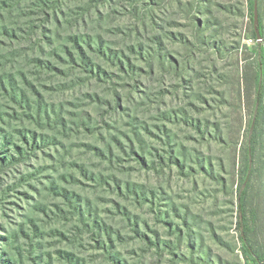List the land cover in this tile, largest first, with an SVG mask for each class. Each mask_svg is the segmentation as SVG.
Returning <instances> with one entry per match:
<instances>
[{
  "label": "rangeland",
  "instance_id": "1",
  "mask_svg": "<svg viewBox=\"0 0 264 264\" xmlns=\"http://www.w3.org/2000/svg\"><path fill=\"white\" fill-rule=\"evenodd\" d=\"M253 19L252 0H0V264H244L247 163L264 255Z\"/></svg>",
  "mask_w": 264,
  "mask_h": 264
},
{
  "label": "trees",
  "instance_id": "2",
  "mask_svg": "<svg viewBox=\"0 0 264 264\" xmlns=\"http://www.w3.org/2000/svg\"><path fill=\"white\" fill-rule=\"evenodd\" d=\"M253 2V10H254V3L256 4V0H252ZM259 17H260V31L262 33V35H264V25H263V21H264V18H263V14L261 12V9L259 11ZM255 35V38H256V34L254 33ZM258 48L257 49H260L261 45L257 46ZM262 49V47H261ZM260 49V50H261ZM259 50V51H260ZM259 53V52H258ZM262 79H264V77L259 74V82L262 81ZM1 130H0V155H3L4 152L3 151V146H7V145H10V141H11V137L10 136H1ZM24 138V141L26 142V144H29V139L23 135L22 136ZM32 144L33 146L32 147H37V141L35 139L32 140ZM30 147V149L32 148ZM29 149V150H30ZM34 150V149H33ZM16 154H18L19 156H24L25 154L23 153V150L19 147L16 148ZM3 163H15L17 162V158L13 157V156H6L4 158H1L0 159ZM243 176L241 178V185H240V188L241 189H244L245 193L243 192V194H241L240 196V199H239V205H238V208H239V226L240 228L242 229V236H241V239L242 241L244 242V254H245V257L246 259L249 261V262H253L254 264H263L264 262V255H258V254H255L252 250V248L249 246L250 245V240H249V235L250 233L253 231V229L251 228V226L249 225L248 223V217H247V200L245 198L246 196V193L248 192V189H249V186H250V164L247 163V166H245V169L244 171L242 172ZM251 218L252 220L254 221L255 218H256V214H255V211L254 210H251ZM71 260H73V258L70 256ZM8 262H5L3 261L1 264H6Z\"/></svg>",
  "mask_w": 264,
  "mask_h": 264
},
{
  "label": "water",
  "instance_id": "3",
  "mask_svg": "<svg viewBox=\"0 0 264 264\" xmlns=\"http://www.w3.org/2000/svg\"><path fill=\"white\" fill-rule=\"evenodd\" d=\"M254 27H255V34H256V38L258 40L259 43L262 42V38L260 35V30H259V12H258V6H257V2L254 6Z\"/></svg>",
  "mask_w": 264,
  "mask_h": 264
},
{
  "label": "built area",
  "instance_id": "4",
  "mask_svg": "<svg viewBox=\"0 0 264 264\" xmlns=\"http://www.w3.org/2000/svg\"><path fill=\"white\" fill-rule=\"evenodd\" d=\"M243 258V256H242ZM244 264H254L253 262H249L247 259L244 261Z\"/></svg>",
  "mask_w": 264,
  "mask_h": 264
}]
</instances>
